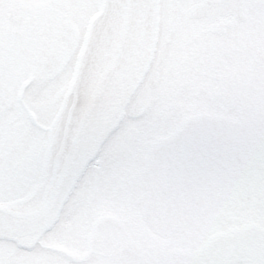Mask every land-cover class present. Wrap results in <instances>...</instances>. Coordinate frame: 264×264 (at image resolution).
<instances>
[{
	"label": "snow or ice",
	"instance_id": "snow-or-ice-1",
	"mask_svg": "<svg viewBox=\"0 0 264 264\" xmlns=\"http://www.w3.org/2000/svg\"><path fill=\"white\" fill-rule=\"evenodd\" d=\"M0 264H264V0H0Z\"/></svg>",
	"mask_w": 264,
	"mask_h": 264
}]
</instances>
